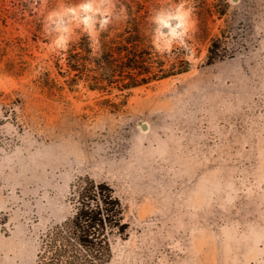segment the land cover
<instances>
[{
    "label": "rangeland",
    "instance_id": "374dc122",
    "mask_svg": "<svg viewBox=\"0 0 264 264\" xmlns=\"http://www.w3.org/2000/svg\"><path fill=\"white\" fill-rule=\"evenodd\" d=\"M158 2L153 44L184 48L190 69L100 96L55 62L118 26L113 0H0V264H36L85 177L113 188L128 223L108 264H264V0L209 21L212 63L190 0ZM47 70L59 90L37 80Z\"/></svg>",
    "mask_w": 264,
    "mask_h": 264
},
{
    "label": "trees",
    "instance_id": "16d2710c",
    "mask_svg": "<svg viewBox=\"0 0 264 264\" xmlns=\"http://www.w3.org/2000/svg\"><path fill=\"white\" fill-rule=\"evenodd\" d=\"M190 2L198 19L194 38L208 41L207 63L221 59L223 39L211 35L209 21L226 13L228 0ZM113 4L116 12L123 15L118 26L108 24L95 38L81 34L68 43L64 68L55 62L56 74L64 78L69 88L82 82L100 96L113 90L128 93L190 69L184 48L160 52L153 44L150 18L160 6L158 0H113ZM37 80L48 85L50 91L62 87L48 70ZM69 199L71 212L40 234L36 264H108L113 255V238L124 237L128 232L120 198L108 183L85 177L72 186Z\"/></svg>",
    "mask_w": 264,
    "mask_h": 264
}]
</instances>
